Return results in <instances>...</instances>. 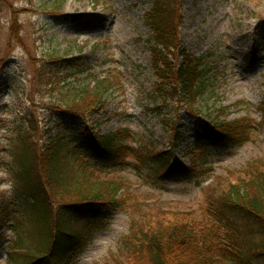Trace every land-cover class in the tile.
<instances>
[{"label":"rangeland","instance_id":"obj_1","mask_svg":"<svg viewBox=\"0 0 264 264\" xmlns=\"http://www.w3.org/2000/svg\"><path fill=\"white\" fill-rule=\"evenodd\" d=\"M178 2V38L203 58L213 85L195 102L197 115L182 102L177 105V117L171 116L179 133L174 143L172 132L152 112L161 102L154 99L157 81L146 46L148 0H0V208L10 206L22 185L9 163L18 132L28 130V118L40 128L38 147L47 143L49 123L52 134H82L86 125L100 134L127 129L131 136L124 142L132 149L122 167L93 171L120 184L122 206L94 227L96 220L81 222L89 236L65 264H111L121 258V238L137 218L207 224L205 209L229 184L248 178L255 168L264 171V0ZM61 59L75 62H50ZM50 65L52 70L42 72ZM97 80L110 87L99 111L54 127L57 119L65 120L61 110L68 97ZM195 117L230 123L239 141L226 146L206 139L207 149L191 145ZM86 150L80 155L90 165L100 162ZM159 152L193 167L195 176L162 179L161 168L156 169L162 162ZM34 226L27 223L32 248ZM3 231L8 234L0 240V263L9 264V238L15 236Z\"/></svg>","mask_w":264,"mask_h":264},{"label":"trees","instance_id":"obj_2","mask_svg":"<svg viewBox=\"0 0 264 264\" xmlns=\"http://www.w3.org/2000/svg\"><path fill=\"white\" fill-rule=\"evenodd\" d=\"M178 1L148 0L149 11L144 14L150 32L146 41L150 67L157 80L154 99L161 102L152 112L172 132L174 143L179 133L171 116L177 117V105L182 102L197 115L195 102L213 85V80L206 77L209 68L203 65V58L190 54L178 39L181 22ZM64 61L75 62L74 59L50 62ZM51 68L52 65L44 66L42 72ZM109 89L108 83L97 80L93 87H83L71 94L61 110L65 120L57 119L54 127L73 124L74 119L99 111L102 96ZM27 121L28 130L18 132L9 163V169L22 185L18 184L10 206L0 208V229L6 227L15 234L7 260L10 264H65L89 236L86 224L81 222L96 220L92 222L94 227L97 221L111 219L113 212L122 206L120 184L100 177L91 169L95 167L102 172L122 167L123 158L132 149L124 142L131 136L127 129L100 134L86 125L82 134L64 130L52 134L49 123L45 131L49 136L47 143L38 147L35 139L40 128L31 119ZM194 124L193 143L198 146H205L202 144L206 139L225 141L226 146L239 141L235 139L233 125L224 120L207 123L198 118ZM86 149L100 162L90 165V161H84L80 154ZM160 154L156 155L164 164L161 162L156 169L161 168L162 179L188 173L195 176L193 167H184ZM211 202L205 209L207 224L181 221L165 225L156 217L137 218L121 238L120 260L111 264H252V260L261 259L264 264V171L255 168L248 178L229 184ZM32 221L34 248L26 241L27 223Z\"/></svg>","mask_w":264,"mask_h":264}]
</instances>
